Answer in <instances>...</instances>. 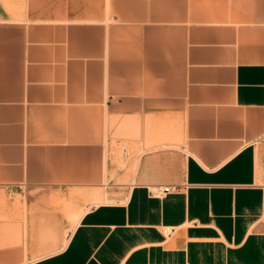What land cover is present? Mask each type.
<instances>
[{"label": "crops", "instance_id": "0c3cea01", "mask_svg": "<svg viewBox=\"0 0 264 264\" xmlns=\"http://www.w3.org/2000/svg\"><path fill=\"white\" fill-rule=\"evenodd\" d=\"M176 4L0 0V264H264V0Z\"/></svg>", "mask_w": 264, "mask_h": 264}, {"label": "rangeland", "instance_id": "374dc122", "mask_svg": "<svg viewBox=\"0 0 264 264\" xmlns=\"http://www.w3.org/2000/svg\"><path fill=\"white\" fill-rule=\"evenodd\" d=\"M189 1V0H188ZM171 4H164L163 0H154V6L153 9L150 11L151 12V17L154 19H151L150 21H144V22H139L138 24L140 26L145 25L146 27H162L163 25H170L171 29H181V36L183 39L184 35V27L185 25L188 26L190 21H191V16H190V6H187V20L179 19L181 16L179 15V8L178 5L176 4L177 0H170ZM170 15L171 20L167 21L164 20V16ZM108 24H112L108 22ZM183 43V42H182ZM116 199H109V202H113Z\"/></svg>", "mask_w": 264, "mask_h": 264}, {"label": "built area", "instance_id": "2783aa9c", "mask_svg": "<svg viewBox=\"0 0 264 264\" xmlns=\"http://www.w3.org/2000/svg\"><path fill=\"white\" fill-rule=\"evenodd\" d=\"M177 189L175 187H161L157 191L158 196H164L168 193L175 192ZM164 233L166 235H170L172 233V229H165Z\"/></svg>", "mask_w": 264, "mask_h": 264}]
</instances>
